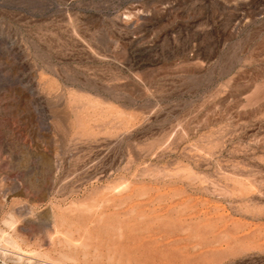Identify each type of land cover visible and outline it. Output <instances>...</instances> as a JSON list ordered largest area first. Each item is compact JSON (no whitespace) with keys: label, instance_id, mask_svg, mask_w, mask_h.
I'll return each mask as SVG.
<instances>
[{"label":"rangeland","instance_id":"374dc122","mask_svg":"<svg viewBox=\"0 0 264 264\" xmlns=\"http://www.w3.org/2000/svg\"><path fill=\"white\" fill-rule=\"evenodd\" d=\"M0 264H264V0H0Z\"/></svg>","mask_w":264,"mask_h":264},{"label":"bare ground","instance_id":"6f19581e","mask_svg":"<svg viewBox=\"0 0 264 264\" xmlns=\"http://www.w3.org/2000/svg\"><path fill=\"white\" fill-rule=\"evenodd\" d=\"M15 247V246H14Z\"/></svg>","mask_w":264,"mask_h":264}]
</instances>
